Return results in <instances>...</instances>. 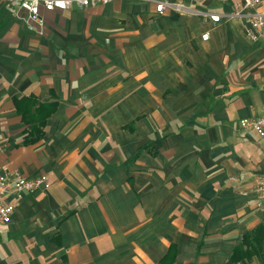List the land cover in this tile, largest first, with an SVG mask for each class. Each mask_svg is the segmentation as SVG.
Returning a JSON list of instances; mask_svg holds the SVG:
<instances>
[{
	"label": "crops",
	"instance_id": "crops-1",
	"mask_svg": "<svg viewBox=\"0 0 264 264\" xmlns=\"http://www.w3.org/2000/svg\"><path fill=\"white\" fill-rule=\"evenodd\" d=\"M239 4L113 0L45 12L38 35L0 0V167L51 183L9 199L0 264H264V138L241 127L264 113V41ZM48 102L24 145L20 109Z\"/></svg>",
	"mask_w": 264,
	"mask_h": 264
},
{
	"label": "built area",
	"instance_id": "built-area-1",
	"mask_svg": "<svg viewBox=\"0 0 264 264\" xmlns=\"http://www.w3.org/2000/svg\"><path fill=\"white\" fill-rule=\"evenodd\" d=\"M8 6L17 5L25 13L23 20L29 29L38 35L45 32V12L66 11L75 6L90 7L106 5L113 0H4ZM153 2V0H148ZM223 1V0H210ZM155 2V1H154ZM264 5V0H240L239 7L231 15L237 18H247L249 30L247 37L252 41H264V13L258 11ZM156 10L163 13L166 10L180 14H190L209 18L215 23L221 21L222 16L209 14L201 10L192 9L183 4H174L168 1L156 2ZM253 11V12H252ZM209 34L203 35L208 40ZM242 129L251 132L259 138H264V113L261 117L245 119L241 123ZM5 148L0 145V155L4 154ZM51 183L47 174H41L34 179L26 178L19 170H5L0 167V227L8 226L13 221L16 207L9 200L10 198L21 199L25 194L34 193L39 189H49ZM253 191L258 196L257 207L264 213V174L258 175L253 181Z\"/></svg>",
	"mask_w": 264,
	"mask_h": 264
},
{
	"label": "trees",
	"instance_id": "trees-1",
	"mask_svg": "<svg viewBox=\"0 0 264 264\" xmlns=\"http://www.w3.org/2000/svg\"><path fill=\"white\" fill-rule=\"evenodd\" d=\"M22 103L25 105V107H28L30 103L35 104L34 100L31 99L27 101L23 100ZM56 108V102L39 104L36 108V114H31L29 117L20 109V113L23 116V121L30 126L29 132L24 140V145H33L44 137L46 122L48 118L56 111Z\"/></svg>",
	"mask_w": 264,
	"mask_h": 264
},
{
	"label": "rangeland",
	"instance_id": "rangeland-1",
	"mask_svg": "<svg viewBox=\"0 0 264 264\" xmlns=\"http://www.w3.org/2000/svg\"><path fill=\"white\" fill-rule=\"evenodd\" d=\"M132 1H134V0H132ZM0 233H1V235L3 234L5 236V233L1 229H0Z\"/></svg>",
	"mask_w": 264,
	"mask_h": 264
}]
</instances>
